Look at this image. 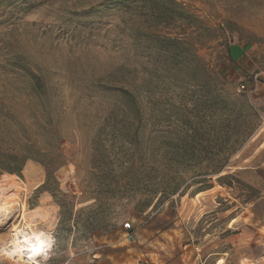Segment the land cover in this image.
<instances>
[{"label": "rangeland", "instance_id": "374dc122", "mask_svg": "<svg viewBox=\"0 0 264 264\" xmlns=\"http://www.w3.org/2000/svg\"><path fill=\"white\" fill-rule=\"evenodd\" d=\"M175 1L194 18L166 27L122 11L75 21L73 0L0 7V121L48 142L31 128L44 111L64 139L49 191L32 160L0 175V198L21 212L0 248L18 221L53 238L43 264H261L262 190L215 170L264 140V0ZM205 70L215 81L199 88ZM0 264L20 262L0 252Z\"/></svg>", "mask_w": 264, "mask_h": 264}, {"label": "trees", "instance_id": "16d2710c", "mask_svg": "<svg viewBox=\"0 0 264 264\" xmlns=\"http://www.w3.org/2000/svg\"><path fill=\"white\" fill-rule=\"evenodd\" d=\"M73 1L77 3V6L72 13L75 17V21L80 20L81 18H100L105 11H122L137 18L140 23H152L162 27H166L168 21L172 20L173 17L181 19L182 22H187V20L194 18L175 0ZM35 2L36 0H0V7L10 6L29 9L34 6ZM156 38L158 39V42L168 41L171 44L177 41L175 37L160 36ZM175 50L177 49L172 47V50L167 52V56L175 58ZM206 72L207 71L205 70L204 81L197 83L195 86L199 88L211 87V84L214 83L213 81H215V79L212 75H209ZM27 82L35 90H43L45 85L44 79L39 76H31L27 79ZM35 95L40 102H43L42 96H44L45 93L36 92ZM236 100L240 104H245L244 102L246 101L245 99L241 100L240 97ZM174 117L179 120L187 118L186 110L178 109L175 111ZM193 118H196V116L193 115ZM32 126L33 127L31 128L32 130L34 128L35 133H49L50 137L48 142L29 139L26 135L28 128L23 123L7 119L0 121V175L3 173L19 175L25 163L28 160H32L40 163L44 167L45 182L42 185V189L49 191L50 182H54L55 180L53 176L54 171L64 165L62 153L64 139L61 137L60 131L57 128L56 130L54 129L56 126L54 125V118L50 117L48 113H44V111H42L40 119H37L36 123ZM235 151L236 150H232L227 156L220 157V163L215 170L216 175H220L224 167L227 166L230 155L235 153ZM103 178H105V176H103ZM104 181H107L106 184L104 183L107 187L111 186V182L108 181V179ZM159 200L160 199H158V201Z\"/></svg>", "mask_w": 264, "mask_h": 264}, {"label": "crops", "instance_id": "0c3cea01", "mask_svg": "<svg viewBox=\"0 0 264 264\" xmlns=\"http://www.w3.org/2000/svg\"><path fill=\"white\" fill-rule=\"evenodd\" d=\"M260 74H264V72H260ZM260 131H264V115L262 117V124ZM255 137H252L248 144L253 143ZM264 140L258 144L255 148H253V152L248 155H244L243 151L234 154L232 158H229L228 161V170L230 173H237L236 175L240 178L244 183L252 186L253 188H257L258 190H262V193L255 199L253 205L257 207L258 212V222L259 225L255 229V236L259 239L262 237L264 239V192H263V180L260 181V174H264ZM257 153L260 154L259 160L256 159ZM260 262L264 264V244L261 241L260 246ZM263 261V263H262Z\"/></svg>", "mask_w": 264, "mask_h": 264}, {"label": "bare ground", "instance_id": "6f19581e", "mask_svg": "<svg viewBox=\"0 0 264 264\" xmlns=\"http://www.w3.org/2000/svg\"><path fill=\"white\" fill-rule=\"evenodd\" d=\"M15 213L16 216L18 217L21 214V212L18 211L17 209H12L11 207H8L6 203L0 198V226L2 227L4 223L7 222V221L5 222L4 220H8V217ZM34 227L36 226L29 225L27 227L29 230L26 231L24 228H19L18 221L15 222V224L12 223L9 229L13 232L12 238L1 246L0 248L1 254L10 258L9 254L15 251L17 248H19L22 249L23 251L19 252L16 256H11L10 259L16 262H21V259H23L24 263L31 264V261L27 260V257L30 255V253L27 251L28 246L23 244V239L33 234L44 233L43 239L47 241V238L50 236L46 229L44 230L42 228H37V227L34 228ZM48 251L49 248L45 249V251L41 255L35 257V259L39 260L40 264H43L42 261L45 260V257L48 256Z\"/></svg>", "mask_w": 264, "mask_h": 264}, {"label": "clouds", "instance_id": "9594fccd", "mask_svg": "<svg viewBox=\"0 0 264 264\" xmlns=\"http://www.w3.org/2000/svg\"><path fill=\"white\" fill-rule=\"evenodd\" d=\"M43 237L44 233H39L33 234L23 239V244L28 246L27 251L30 253V255L27 257V260L31 261V264H40L39 260L35 259V257L41 255L45 249L50 248L52 243H54V240L51 236L47 238V241H45ZM21 251L23 250L17 248L15 251L9 254L10 258L11 256H16ZM20 264H24L23 259H21Z\"/></svg>", "mask_w": 264, "mask_h": 264}, {"label": "built area", "instance_id": "2783aa9c", "mask_svg": "<svg viewBox=\"0 0 264 264\" xmlns=\"http://www.w3.org/2000/svg\"><path fill=\"white\" fill-rule=\"evenodd\" d=\"M124 226L129 229L130 228V225L128 223L124 224ZM263 244H264V240H263Z\"/></svg>", "mask_w": 264, "mask_h": 264}]
</instances>
